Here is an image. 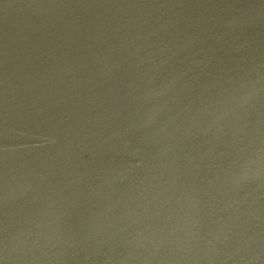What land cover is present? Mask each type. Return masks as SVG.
<instances>
[{"label":"water","instance_id":"95a60500","mask_svg":"<svg viewBox=\"0 0 264 264\" xmlns=\"http://www.w3.org/2000/svg\"><path fill=\"white\" fill-rule=\"evenodd\" d=\"M0 264H264V0H0Z\"/></svg>","mask_w":264,"mask_h":264}]
</instances>
